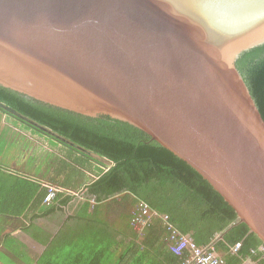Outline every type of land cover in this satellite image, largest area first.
<instances>
[{
    "label": "water",
    "instance_id": "water-1",
    "mask_svg": "<svg viewBox=\"0 0 264 264\" xmlns=\"http://www.w3.org/2000/svg\"><path fill=\"white\" fill-rule=\"evenodd\" d=\"M263 42L264 0H0V86L142 130L264 245V118L236 66Z\"/></svg>",
    "mask_w": 264,
    "mask_h": 264
},
{
    "label": "trees",
    "instance_id": "trees-1",
    "mask_svg": "<svg viewBox=\"0 0 264 264\" xmlns=\"http://www.w3.org/2000/svg\"><path fill=\"white\" fill-rule=\"evenodd\" d=\"M236 66L264 118V42L242 51L236 59ZM0 103L67 139L70 144L0 107L1 111L26 123L33 130L70 148L77 156L97 162L99 158L95 154L111 161L107 170L96 180L82 188L73 189L85 191L86 198L83 201L87 202L86 207L92 205L88 200L90 197H94L98 204L112 201L119 195L133 204L145 201L158 213H167L170 221L199 245H207L217 232H224V240L215 244L217 249L226 251L238 241L243 243L240 252L228 258V264H238L251 254V243H261L245 223H238L235 210L195 169L128 122L105 115L89 117L70 112L35 101L3 86H0ZM55 182L58 179L50 181L52 184ZM56 185L63 187L62 184ZM6 186L11 188L13 195L12 199L0 201V212L6 210L15 217H23L29 209L39 206L43 213H52L57 204H66L71 199V196L62 194H66V191H61L54 202L46 204L43 202L46 187L41 186L40 182L0 171V190ZM34 227L30 223L26 229ZM149 232L155 234L154 238L153 235L148 237ZM147 233L141 241L140 253L136 250L130 256H119L115 264H179V258L164 245L163 238L167 230L160 218H155L148 225ZM0 237V255H4L12 264H82L79 258L64 256L55 246V240H51L43 254L34 260L28 254V249L11 234ZM151 249L153 254L150 253ZM26 254L30 258L28 263L21 260ZM260 255H254V260L259 259ZM80 257L85 258L87 264H99L112 259L104 248L92 253L82 250ZM259 262L264 264V260Z\"/></svg>",
    "mask_w": 264,
    "mask_h": 264
},
{
    "label": "crops",
    "instance_id": "crops-1",
    "mask_svg": "<svg viewBox=\"0 0 264 264\" xmlns=\"http://www.w3.org/2000/svg\"><path fill=\"white\" fill-rule=\"evenodd\" d=\"M0 112L1 124L11 129L13 131L12 133L20 131L16 129L19 126H11V122L8 121V117H11V119H13L12 121H14L15 117L1 110ZM31 130H21L20 132L27 133L25 136V144H27L28 147L31 145L27 143L29 140L34 143L35 148L39 150L40 148L45 149L43 157L41 158L38 156L37 159H34L30 163L24 162L20 149H17L18 151H11L10 154L12 155L9 156L7 155L8 150L15 149V147H17L15 145L19 143L13 145L9 140H6L3 145H0V171L13 174L19 178L40 182L41 186H43L44 183L50 181L54 182L58 179V182H55L56 184H62V188L64 189L69 188L73 190L75 188H82L96 180L111 164L101 162L100 160H98L100 162L89 160L88 166L85 167V172L81 174L82 171L73 170L72 164L70 163L65 164L64 168L67 171L61 173L56 163L62 144L54 139L47 138L46 135ZM35 148L31 147L33 153L36 152ZM4 152H6V155L11 161H7L9 158L2 155ZM48 157L51 161H47ZM95 157L98 158L97 156ZM43 161H45V164L47 163L48 166L41 165ZM67 163H69V160ZM49 166L51 167L50 173L48 172ZM69 172H73V176H70ZM62 194L71 196V199L66 204H57V208L52 213H43L40 206L39 208L29 209L23 217H15L6 210H3L5 212H0V236L7 233L11 234L24 248L28 249V254L34 260L43 254L51 240L52 242L55 240V246L64 253V256H73L74 259L79 258L82 264H87V260L80 257V252L82 250H87L89 253H92L98 248L107 249L109 257L111 256L112 259H106L99 264H115L117 261L116 258L119 256H130L131 253L136 250H138L139 253L141 252V241L144 236L148 235V225L155 218H152L145 226L141 224L138 226L132 225L131 219L137 203L133 204L131 201H127L123 197L116 195L112 201H102L98 204L95 203L94 205H90V207H86L87 202L83 201L81 198L67 193ZM12 195L13 191L6 186L0 190V201L12 199ZM30 223L35 227L28 230L26 227ZM154 235V233L152 234L149 232L148 237L152 236V238H154ZM165 237L163 238L164 245ZM44 240H46V243ZM223 240L224 232H217L208 240V245L213 244L215 246V251L224 258L225 264H228V258L237 255L242 247L235 253L230 251V248L235 243L230 245L226 251L217 249L215 244ZM133 245L136 247L130 251ZM137 245H141V247L138 248ZM0 247H2L1 243ZM262 247V243H251L249 249L251 254L242 258L238 264H260L259 261L264 260V256L260 251ZM252 249H255L254 253ZM150 253L153 254V249L150 250ZM258 253L261 254L259 259L254 260V255ZM1 257L6 258L2 254ZM153 258L154 257H152V259Z\"/></svg>",
    "mask_w": 264,
    "mask_h": 264
},
{
    "label": "built area",
    "instance_id": "built-area-1",
    "mask_svg": "<svg viewBox=\"0 0 264 264\" xmlns=\"http://www.w3.org/2000/svg\"><path fill=\"white\" fill-rule=\"evenodd\" d=\"M44 186L46 187V194L43 202L46 204L54 202L57 193L63 191V189L56 184L44 183ZM67 192L82 200L86 198L83 189L76 191L68 190ZM88 200L92 205L96 202L94 197H90ZM152 218H160L164 223L167 230L165 245L179 258V264H225L224 258L215 251L213 244H197L189 234L183 233L170 221L167 213H158L156 210L151 209L145 201H140L137 204L133 212L131 223L134 226L140 224L145 226ZM242 245L243 243L238 241L230 248V251L235 253L240 250ZM260 251L264 256V245ZM252 252L254 253L255 249H252Z\"/></svg>",
    "mask_w": 264,
    "mask_h": 264
},
{
    "label": "rangeland",
    "instance_id": "rangeland-1",
    "mask_svg": "<svg viewBox=\"0 0 264 264\" xmlns=\"http://www.w3.org/2000/svg\"><path fill=\"white\" fill-rule=\"evenodd\" d=\"M0 117H1V112H0ZM12 120L13 119H11V117H8V121L11 122V126L12 125L19 126L16 129H18L20 131L21 130L27 131V130H31V129L33 130V128L28 126L26 123H23L22 121L18 120L17 118H15L14 121H12ZM20 131H17L16 133H12L13 131L11 129L7 128L6 126L1 124V122H0V137H1L0 138L1 139L0 140V145H3V143H5L6 140H9L11 142V144H13V145L16 144V143H19V144L15 145V146H17V147H15V149L8 150L7 155L10 156V155H12V154H10L11 151L20 149L21 150V155L23 156L24 162L30 163L34 159H37L38 156H40L42 158L43 154L45 153V149L40 148V150H39V149L35 148L34 143L29 141V140H28L27 143H30L31 145L28 147L27 144H25L26 143L25 136H26L27 133L26 132L22 133ZM35 132H37V131H35ZM39 135H41V134H39ZM47 138H49V137H47ZM31 147L36 149L35 153L32 152ZM0 153H1V149H0ZM16 153H18V152H16ZM75 154L76 153L72 152L70 148L66 147L65 145H62V147L60 149V154H58V156H57V163H56L57 168H58V170L61 171V173H63V171H67V170H65L64 167H65V164L68 162V160H69V163L72 164V169L73 170L82 171L81 174H83V172H85V167L88 166L89 159L87 157L86 158L85 157H80V155L76 156ZM2 155L3 156H7L6 152H4ZM95 156H97V155H95ZM98 158H100L102 160V162H104V163L105 162L111 163V161H109L106 158H102V157H98ZM49 160L51 161V159H49V157H48L47 161H49ZM7 161H11V159L9 158V160H7ZM21 161H22V159H21ZM41 165L48 166L47 163L45 164V161H43ZM48 168H49L48 172L50 173L51 167L49 166ZM64 174H65V172H64ZM69 174H70V176H73L74 173L73 172H71V173L69 172ZM0 243H1V241H0ZM21 260L23 262H27L28 263L30 261V258L28 256V254H26L25 256H23L21 258ZM0 264H12V263L7 258H2L1 255H0Z\"/></svg>",
    "mask_w": 264,
    "mask_h": 264
},
{
    "label": "clouds",
    "instance_id": "clouds-1",
    "mask_svg": "<svg viewBox=\"0 0 264 264\" xmlns=\"http://www.w3.org/2000/svg\"><path fill=\"white\" fill-rule=\"evenodd\" d=\"M99 160L102 162L101 159H99ZM48 183H50V182H48ZM61 188H62V187H61ZM62 189H63V191H66V192H67L68 190H70V191H75V190H71V189H64V188H62ZM79 190H80V189H79ZM67 193H68V192H67ZM70 194H71V193H70ZM95 203H96V202H95ZM95 203H94V204H95ZM94 204H93V205H94Z\"/></svg>",
    "mask_w": 264,
    "mask_h": 264
}]
</instances>
